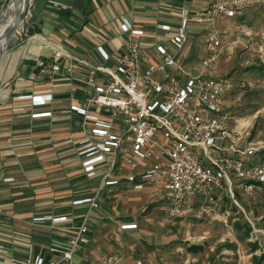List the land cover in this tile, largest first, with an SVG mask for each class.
Wrapping results in <instances>:
<instances>
[{
  "label": "built area",
  "instance_id": "built-area-1",
  "mask_svg": "<svg viewBox=\"0 0 264 264\" xmlns=\"http://www.w3.org/2000/svg\"><path fill=\"white\" fill-rule=\"evenodd\" d=\"M241 3L218 0L199 19L210 22L218 14L233 16ZM188 21L183 11L169 45H155L156 60L144 53L141 37L145 31L126 18L119 24L122 33L130 34L124 51L112 55L99 45L101 62H96L57 47L39 64L40 73L48 78L61 75L86 85L81 101L70 109L83 118L77 151L81 166L88 178H99L100 185L92 196L74 201V205L89 203L88 212L63 254L56 259L30 256L23 264H77L76 254L92 232L88 220L99 209L101 191L124 180L136 189L149 182L160 183L165 212L171 219L189 215L199 198L214 201L226 184L234 196L231 173L250 193L258 183H264V161L252 162L259 147H241L230 127L224 107L228 84L210 74L192 73L182 59L188 43ZM158 28L172 29L164 23ZM207 40L214 46L220 44L214 30ZM216 61L215 56H209L202 66L213 69ZM45 97L35 98L45 104L53 95ZM48 219L38 217L34 221L44 223ZM67 220L66 215L54 218ZM134 227L131 223L121 226L122 230ZM116 238L120 239L119 232ZM115 261L118 264L117 256L106 257V264Z\"/></svg>",
  "mask_w": 264,
  "mask_h": 264
},
{
  "label": "crops",
  "instance_id": "crops-1",
  "mask_svg": "<svg viewBox=\"0 0 264 264\" xmlns=\"http://www.w3.org/2000/svg\"><path fill=\"white\" fill-rule=\"evenodd\" d=\"M203 2L34 0L17 33L27 36L18 42L25 44L7 52L0 64V264H23L24 259L36 255L46 259L62 255L88 212L89 203L74 205V201L92 196L100 185L99 178H88L81 166L77 151L83 118L70 109L73 103L81 101L86 85L61 75L48 78L40 73L39 64L49 59L57 47L96 62H101L99 45L112 55L124 51L130 34L122 33L119 24L126 18L145 31L141 37L144 53L156 60L159 55L155 45H169L183 11L189 18L188 40L207 28L210 23L199 19L206 9ZM160 23L171 25L172 29H159ZM182 59L192 73L211 74V69L202 64L199 68L188 63L184 54ZM113 63V60L109 62ZM48 94L53 98L45 104L35 98ZM149 186L160 191L165 205L160 183L149 182L136 190ZM114 188L133 186L124 180L109 190ZM101 192L104 199L106 189ZM100 211L92 212L90 226L96 220H104ZM63 215L68 216L67 221H54ZM38 217L49 219L36 226L39 231H35L31 221ZM126 223L133 222H121V232L134 229L122 230ZM101 249L81 247L76 254L77 264H83V250L90 255L89 264H96Z\"/></svg>",
  "mask_w": 264,
  "mask_h": 264
},
{
  "label": "rangeland",
  "instance_id": "rangeland-1",
  "mask_svg": "<svg viewBox=\"0 0 264 264\" xmlns=\"http://www.w3.org/2000/svg\"><path fill=\"white\" fill-rule=\"evenodd\" d=\"M11 1H0V23L9 18ZM216 1L204 0L202 5L207 8ZM208 23L204 31L190 36L185 59L200 68L204 57H216L209 72L228 84L224 107L230 127L241 147H259L252 160L259 163L264 160V0H242L233 16L218 14ZM211 30L219 35L217 47L207 40ZM26 37L16 35L10 45ZM231 177L234 196L226 184L214 201L197 199L193 211L180 219L167 216L160 191L153 186L107 188L99 201V214L105 218L91 226L82 249L102 247L96 264H106V257L112 256L118 257V264H253L254 255L264 250V189L247 192L242 180L233 173ZM124 221L133 222L134 229L121 232ZM247 221L254 229L250 236H246ZM31 222L35 231L45 224ZM255 241L263 248L254 251ZM82 255L83 264L91 263L85 250Z\"/></svg>",
  "mask_w": 264,
  "mask_h": 264
},
{
  "label": "water",
  "instance_id": "water-1",
  "mask_svg": "<svg viewBox=\"0 0 264 264\" xmlns=\"http://www.w3.org/2000/svg\"><path fill=\"white\" fill-rule=\"evenodd\" d=\"M33 3H34V0H16L14 12H13L12 24L10 25V27L5 29L3 32H0V43L2 42L0 45V64H1V61L4 55L7 52H13L25 44V41H22L15 45H10L12 39L17 35L21 24L24 22V20L30 13ZM2 24L4 23H0V26Z\"/></svg>",
  "mask_w": 264,
  "mask_h": 264
},
{
  "label": "trees",
  "instance_id": "trees-1",
  "mask_svg": "<svg viewBox=\"0 0 264 264\" xmlns=\"http://www.w3.org/2000/svg\"><path fill=\"white\" fill-rule=\"evenodd\" d=\"M255 67H257V66H252V68H255ZM262 161H264V160H262ZM262 187L264 189V183H258L257 189L262 188ZM234 209L238 210V207L236 205H234ZM245 226H246V236H250L252 231L254 230L253 226L248 221L245 223ZM253 246H254V251H256V250H258L260 248H263V246L260 244L259 241H255ZM263 261H264V250H263V252L260 255H258V254L254 255V263L253 264H262Z\"/></svg>",
  "mask_w": 264,
  "mask_h": 264
},
{
  "label": "bare ground",
  "instance_id": "bare-ground-1",
  "mask_svg": "<svg viewBox=\"0 0 264 264\" xmlns=\"http://www.w3.org/2000/svg\"><path fill=\"white\" fill-rule=\"evenodd\" d=\"M15 3H16V0H12L11 1V3H10L11 14H10V16L8 18V21L0 26V32H3L5 29H7L8 27H10V25L12 24ZM1 43H0V45H1Z\"/></svg>",
  "mask_w": 264,
  "mask_h": 264
}]
</instances>
